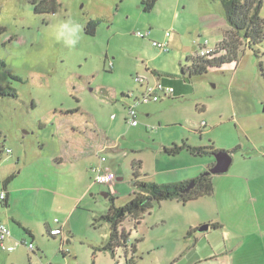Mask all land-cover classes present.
<instances>
[{
  "label": "rangeland",
  "instance_id": "obj_1",
  "mask_svg": "<svg viewBox=\"0 0 264 264\" xmlns=\"http://www.w3.org/2000/svg\"><path fill=\"white\" fill-rule=\"evenodd\" d=\"M142 2L57 0V12L46 8L40 12L31 0H0V145L11 150L10 155L2 153L0 172L14 169L18 182L39 178L42 187L56 177L63 179L60 209H67L87 188L69 162L70 149L82 151L83 144L88 157L78 165L80 170L83 163L92 165L90 182L95 180L93 166L101 157H107L116 169L121 165L125 169L123 185L112 190L121 204L133 195L134 168L151 172L156 158L161 166L173 164L164 148L184 140L192 145L213 143L231 153L232 166L225 174L212 175L216 182L224 183L227 175H253L264 167V41L259 54L246 47L237 60L211 67L204 75L189 76L182 73V66L191 64L198 43L208 40L209 46H215L229 26L220 0H159L150 12ZM261 14L264 17V1ZM67 20L81 26L73 46L54 37L56 25ZM91 20L99 21L94 35L85 31ZM211 20L216 28L203 31L202 25ZM149 30L146 38L136 34ZM168 31L173 35L170 50L160 51L153 41L164 42ZM148 67L183 93L178 89L174 97L139 104L140 124L132 126L125 121L132 100L124 95L142 96L134 78L153 79ZM203 122L208 125L202 126ZM107 143H117L119 149L101 151L100 145ZM60 155L63 160L58 159ZM201 159L215 161L213 154ZM144 170L139 180L144 179ZM108 190L97 184L78 210L82 217L74 219L76 233L66 246L73 257L79 254L81 264H115L110 253H95L90 245L109 230L107 222L95 227L96 215L91 217L94 212L100 217L110 208ZM34 193L31 197L37 196ZM232 194L229 188L220 191L222 200ZM123 226L131 228L132 243L144 237L138 243L143 253L136 255V264H155L156 252L161 255L167 250L168 245L150 250V239H160L164 231L145 227L143 233L129 218ZM56 244L47 245L48 258L59 253L63 260L60 242ZM21 248L34 256L26 246ZM132 256L131 248L128 255L122 247L116 250L119 264H127ZM30 264L41 262L33 259Z\"/></svg>",
  "mask_w": 264,
  "mask_h": 264
},
{
  "label": "crops",
  "instance_id": "obj_2",
  "mask_svg": "<svg viewBox=\"0 0 264 264\" xmlns=\"http://www.w3.org/2000/svg\"><path fill=\"white\" fill-rule=\"evenodd\" d=\"M207 23L209 25H202V28L209 27V30L216 28V23H213L212 20L207 21ZM228 29L229 26L225 28V32ZM203 31L210 32L207 29ZM171 37H173L172 34L166 36L164 41L169 44ZM222 39H219L215 46H209L208 40L205 43L199 42V49L202 47L215 48ZM198 50L191 55L195 57ZM147 69L151 70L153 76V79L150 78L151 80L160 79L164 82L161 73H155L156 69L151 67ZM172 83V81H166L168 85ZM175 85L177 84L175 83ZM178 89L183 93V89L178 88V85L174 93H177ZM174 96L175 94L162 97V99ZM149 113L146 112L147 116H150ZM125 121L127 122V117H125ZM207 125L206 122L205 126ZM199 129L200 134H202L203 129L201 127ZM84 147L86 146L83 144L82 151L74 152L70 149L73 153L69 157V162L71 163L70 170L78 169V175L81 181L86 183L87 188L81 196H77L74 202L68 205L67 209H60L61 203L58 201L59 186L60 183L64 182L63 179L56 177L47 186L42 187L39 186V178L27 181L25 179L18 182V176L14 169L3 168L1 170L0 222L7 224L11 230L12 237L8 240V243L29 241V237L30 240L37 242V245L35 243L37 254L30 256L21 248L25 245L21 244L12 252L0 250V264H28V261L30 264L33 259L42 264H81L79 254L75 253L76 256L73 257L72 250H69L66 245L70 244V238L75 236L74 219L79 220L82 217L81 211H78L82 202L98 184L89 180V168L92 165L83 163V168L81 170L79 168L78 163L88 157ZM106 147L119 149L117 143H114L113 146L107 143L104 147L100 145L101 151H105ZM166 147L169 148L170 146ZM5 148L0 145V158L2 153L8 154ZM168 155L172 157L173 164L167 165V167L161 166L159 158H156L151 172L138 166L137 169L134 168V173L140 179L143 177L142 171L144 170L146 174L144 179L147 180L148 178L153 182L184 183L199 177L215 162L211 159H206L205 162L201 159V156L187 150H182L177 154L168 153ZM58 159L63 160L64 157L60 155ZM163 159H165V156H163ZM135 164H137V161L133 162V166ZM103 166L116 169L112 163L108 162L107 157ZM262 169L264 167L255 169L256 172L253 175H250V172L247 176L227 175L228 177H226L224 183L216 182L214 175L213 182L216 185V190L213 195L201 197L185 204L178 200L162 201L148 212L139 224L135 225L132 222L134 228L143 233L145 227L147 230L158 229L160 232L164 231L165 235H161L160 239H150V250L152 251L156 252L160 247L168 245L167 250L161 255L156 252L157 262L155 264H264V175L261 172ZM116 171L118 175L124 176H118L113 186L106 185L108 191H110L109 195L113 198L115 196L112 194V190H116V185L118 187L123 185L124 172H126L122 165ZM48 174L49 177L52 176V173ZM224 187L233 192L227 200H222L220 196V191ZM3 191L6 194L5 199L1 197ZM34 192H37V196L31 197L35 194ZM73 198L71 197V199ZM115 203L118 206L123 205L118 202V199L115 200ZM94 215H96L95 218L99 217L95 212L91 217ZM205 224H209V229L199 231L200 227ZM124 228L129 234V246L135 244L136 242L132 243V237L130 236L132 233L131 228L126 226ZM52 229H59L61 232L52 235ZM110 233L111 227L109 224V230L102 233V240L92 239L90 245L94 248L95 253L97 251L110 253L100 250L101 246L107 242ZM137 240L144 241V237L142 236ZM59 242V251L62 252L64 259L58 257L59 253L53 255L52 258H48L47 245ZM136 245L137 253L135 257L142 250L139 248L138 243ZM125 252L128 255L127 249H125ZM44 259L49 261L47 262ZM114 259L116 264V257Z\"/></svg>",
  "mask_w": 264,
  "mask_h": 264
},
{
  "label": "trees",
  "instance_id": "obj_3",
  "mask_svg": "<svg viewBox=\"0 0 264 264\" xmlns=\"http://www.w3.org/2000/svg\"><path fill=\"white\" fill-rule=\"evenodd\" d=\"M31 1L36 4L37 11L41 12L46 8L44 11L57 12V0ZM158 1L143 0L144 10L150 12ZM263 1L220 0L229 29L224 33L222 41L210 54L195 56L191 60L190 65L182 66V73H189V76L204 75L211 67H220L227 62L237 60L240 52L246 47L259 54L260 50L258 47L264 41V17L261 14ZM98 22L94 20L88 22L86 33L94 35ZM222 51H225V54ZM155 73L160 74L159 71H155ZM124 96L127 98L126 95ZM182 150L203 156L205 154H214L220 149L216 148L213 143L209 145H192L187 140L181 143H174L169 148H165V151L169 154H177ZM134 175L133 184L135 189L131 200L118 206L115 203V198L110 196V208L101 214L100 217L94 219V226H97L99 222H107L111 227L110 236L100 250L110 252L115 258L117 248L127 249V253H129L131 248L133 256L130 259L127 258V264H136V244L141 242V240H137L135 244L129 246V234L123 226L126 218L131 219L137 225L148 212L162 201L178 200L185 204L201 197L211 196L215 192L213 176L203 173L199 177L184 183H158L145 179L139 180L137 174L135 173ZM191 182L194 184L191 188H188ZM116 264H119L117 260Z\"/></svg>",
  "mask_w": 264,
  "mask_h": 264
},
{
  "label": "built area",
  "instance_id": "obj_4",
  "mask_svg": "<svg viewBox=\"0 0 264 264\" xmlns=\"http://www.w3.org/2000/svg\"><path fill=\"white\" fill-rule=\"evenodd\" d=\"M138 36L142 38H146L150 35V30L148 32H141L138 31L136 33ZM170 32L166 33V36H170ZM153 45L160 49V51H169V44L167 41L158 42L153 41ZM216 48V47H215ZM214 48H207L202 47L200 48L195 56H205L210 54ZM135 82L141 85L142 87V96H136L135 93L129 92L126 94L127 98H130L132 101L128 104L127 108V123L132 126H138L140 124L139 121V112L137 110L138 104L142 103H150V102H157L162 99L164 96H171L173 95L175 89L174 87L164 83L160 79L151 80L149 77L144 75H137L135 76ZM202 126L206 125V122L201 124ZM6 150V149H5ZM6 152L9 154L11 153L10 149H7ZM106 160V157H101L100 162L93 167V171L95 172V183L113 186L117 180L118 174L117 172L111 167H104L103 163ZM2 199L5 198V193H1ZM58 220V219H56ZM61 232L59 229H52L51 234L57 235ZM12 237L11 230L9 226L5 223L0 222V250L5 252H12L17 249V247L21 244L27 246L31 254H36V247L34 242H30L27 240L23 241H15L14 243H8V240ZM42 264V263H41Z\"/></svg>",
  "mask_w": 264,
  "mask_h": 264
},
{
  "label": "water",
  "instance_id": "obj_5",
  "mask_svg": "<svg viewBox=\"0 0 264 264\" xmlns=\"http://www.w3.org/2000/svg\"><path fill=\"white\" fill-rule=\"evenodd\" d=\"M215 157V163L212 165L207 171L203 174L205 175H218V174H225L229 171L233 158L230 152L226 150H219L218 152L213 154ZM193 182L190 183L188 188L193 186ZM108 196V193H107ZM209 229V224L202 225L199 231H205Z\"/></svg>",
  "mask_w": 264,
  "mask_h": 264
},
{
  "label": "clouds",
  "instance_id": "obj_6",
  "mask_svg": "<svg viewBox=\"0 0 264 264\" xmlns=\"http://www.w3.org/2000/svg\"><path fill=\"white\" fill-rule=\"evenodd\" d=\"M81 26L72 20L60 22L56 25L54 37L56 40H63L67 46H73L77 42V34Z\"/></svg>",
  "mask_w": 264,
  "mask_h": 264
}]
</instances>
